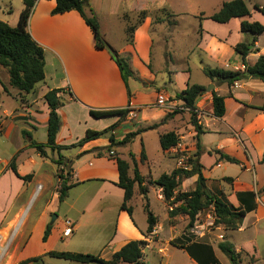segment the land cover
I'll list each match as a JSON object with an SVG mask.
<instances>
[{
  "label": "crops",
  "instance_id": "1",
  "mask_svg": "<svg viewBox=\"0 0 264 264\" xmlns=\"http://www.w3.org/2000/svg\"><path fill=\"white\" fill-rule=\"evenodd\" d=\"M229 1H213L209 17ZM244 2L249 16L234 18L224 24L205 19L206 13L201 11V18L192 29L194 43L185 50L183 66L166 71L165 60H160L155 69L152 67L154 21L150 13L154 7L160 8L157 1L88 0L87 9L95 15L99 33L107 46L102 50L96 48L92 32L77 12L52 16L53 0L36 1L27 30L44 51V81L31 93L19 94L9 86L8 75L0 67V232L9 229L34 196L35 202L46 198L36 224L24 242V224L19 230L14 246L22 247L17 248L13 264L32 258L42 260L29 264H54L53 258L46 256L51 251L96 254L109 260L132 241L145 242L140 264H198L196 258L202 250L201 244L183 245L182 235L188 217L178 214L170 218L161 190L150 183L176 169L173 154L169 150L162 151L159 145L160 136L167 133L175 134L187 154L195 157L208 192L217 198L224 197L228 204L245 213L238 229L222 230L221 242H227L230 231L249 233L245 243L231 245L237 253L245 255L240 258V264L257 262L256 238L259 234L264 235V226H258L264 223V164L260 162L264 154V111L256 108L264 107V83L247 78L228 86L211 81L203 74V69L244 70L234 47L250 41L251 36L242 33L240 25L246 21L264 27V18L253 10L254 5L264 7V0ZM22 9V0H0V14L9 18L0 19V22L15 27ZM143 11L145 18L128 36L126 29L136 23L131 19H136ZM175 24H178L177 20L173 26ZM167 25L165 20L155 24L156 34L162 39L170 36ZM110 52L127 61L132 73L128 81L130 99ZM260 55H264V33L257 37L245 64L253 66ZM191 62L203 75V80L198 83L191 82ZM165 72L168 85L161 78L162 86L158 88L157 75ZM188 85L204 88L194 103L197 125L203 131L199 136V156H195L196 132L192 122L188 123V118H192L190 111L177 97ZM206 88H209L208 92L204 91ZM52 90H59L57 96L62 102L58 109L57 146H72L82 140L87 131L104 132L112 128L82 146L60 151L65 160L71 161V176L67 175V185L71 187L61 203L55 190L61 168L53 162L58 158L57 153L45 148L46 157H41L30 146L32 142L46 143L49 110L44 95ZM212 91L224 100L221 118L213 116ZM157 96L166 98V107L155 106ZM124 109H129L126 117L96 119L89 114L90 110ZM129 133L137 134L130 142L112 147V152L128 164L129 178H133L135 162L147 189L143 196L134 184L132 198L126 204L132 209L131 216L120 209L123 191L116 186V162L101 151L110 145V136L117 144ZM142 150L144 159H141ZM222 156L237 163L227 162ZM12 160L16 173L20 177L30 175L29 181L24 182L14 175L10 169ZM196 181L197 176L182 179L175 194L193 191ZM145 202L156 221L152 232L147 231ZM155 203L163 206L159 213L153 211ZM53 213H57V217L46 241L42 242L46 220ZM65 221L72 225L68 237L62 235ZM37 229V235L32 236ZM216 234L221 233L210 235ZM177 240L183 243L179 244ZM188 248L194 255L186 250ZM210 250L220 264L217 254L221 252L217 246Z\"/></svg>",
  "mask_w": 264,
  "mask_h": 264
},
{
  "label": "trees",
  "instance_id": "2",
  "mask_svg": "<svg viewBox=\"0 0 264 264\" xmlns=\"http://www.w3.org/2000/svg\"><path fill=\"white\" fill-rule=\"evenodd\" d=\"M37 0H22L23 9L19 14L18 22L15 27H9L7 24L0 22V67L3 68L7 75L9 86L16 90L19 94H29L31 93L35 86L42 83L45 78L44 74V51L36 44L28 33V20L32 14L34 5ZM50 1V0H46ZM55 2V8L51 11V15H61L67 12L75 11L84 20L85 24L88 26L92 32L95 46L97 49H106L107 46L101 38L98 28V22L91 10H88V0H53ZM253 10L259 13L264 18V7L259 5H254ZM88 11V12H87ZM145 11L137 15V20L134 26L128 27L126 33L129 36L131 32L135 29L136 25L141 23L145 18ZM249 16V10L244 2V0H231L222 4L218 12L209 17L210 20L224 24L229 20L234 18H243ZM240 31L242 33L249 34L251 36L250 41L242 42L234 47V52L238 54L244 66L243 71H224L219 69H203V74L210 79L219 84H227L228 86L233 85L242 79H256L264 83V55H260L253 66H247L245 64V58L252 51L257 37L264 33V27L257 23H249L243 21L240 25ZM112 59L114 60L118 70L120 72L121 79L128 90V81L132 78V73L128 67L127 61L124 58L116 56L111 53ZM203 87L198 85H188L184 91L177 95L178 99L184 102L186 108L190 111H194V103L202 94ZM59 90H52L44 95V101L48 106V121L46 129V143H31V147L35 149L37 154L41 157H46L45 148H49L51 151L56 152L58 155L57 160L53 161L58 167H61L59 171L61 172L60 177L62 183L60 184L58 193V202L61 203L67 196V191L70 189L71 185H67V181L71 176V166L67 160H65L61 155L60 151L66 150L68 148L82 146L85 142L91 141L99 138L106 132L112 130L108 128L104 132H94L87 131L85 137L78 143L72 146H57L55 144V138L60 127V118L58 116V109L62 106V102L57 96ZM212 94V107L213 116L216 118H221L224 115V100L222 97L217 96L213 91ZM130 93L128 90V98L130 99ZM260 111H264L263 108H256ZM129 113V109L124 110H109V111H94L90 110L89 114L93 118L99 119L103 117L120 116L126 117ZM194 117V115H192ZM192 119V124L196 132V153L195 156H199L200 153V141L199 136L203 133L202 129L197 125V123ZM1 126V122H0ZM137 133L127 134L121 142L117 144L114 143L112 136L109 137L110 145L104 148L103 152L107 153L116 162V167L118 171V182L117 187L123 191V203L120 206L121 210L128 213L129 216L132 214V209L127 207V202L130 201L133 195L134 184L138 185V189L141 195L145 196L147 189L143 186L144 179L139 175L136 168L135 162L133 168V178H129L127 175L128 164L119 159L112 152V147L115 145H124L131 141L132 138L136 136ZM178 143L177 136L173 133H167L159 138V145L162 151H168L175 147ZM100 155V154H99ZM224 160L230 163H237L236 160L231 159L227 156H222ZM141 159H144L143 150L141 152ZM264 164V154L260 161ZM69 166V171L63 172L64 168ZM10 169L14 175L27 182L31 179V176L20 177L16 173V169L13 160L10 164ZM63 173V175H62ZM193 176H197V181L195 189L189 192L176 193L182 179H188ZM151 185L158 187L161 190L162 198L164 203L171 208L168 212L169 217H173L178 214H183L188 217V224L186 229L190 228L194 221L196 215L208 207V205L213 204L215 209V214L217 217V223L224 226L227 230L238 229L245 213L239 211L224 201L222 198H217L211 195L205 187L204 179L200 173L199 165L197 162H192L191 170H178L175 169L171 174H162L157 180L150 182ZM181 203L179 206L175 205ZM144 211L147 216L148 232H152L155 227V217L148 209L147 203L144 206ZM51 225H46L42 242H45L49 233ZM173 244V243H172ZM145 246L144 241H132L124 245L119 251L115 252L109 260H103L99 255L96 254H80V253H69V252H56L51 251L46 254L47 257L53 259H60L70 262L71 264H140L142 258V249ZM202 250L199 251L200 255L197 259L198 264H217L214 259L210 248L201 245ZM218 250L224 254L230 264H240V255L234 250V247L228 242H221L217 245ZM190 254H193V250L190 248L186 249ZM196 255V254H195ZM41 258H32L22 261L18 264H29L37 261H41Z\"/></svg>",
  "mask_w": 264,
  "mask_h": 264
},
{
  "label": "rangeland",
  "instance_id": "3",
  "mask_svg": "<svg viewBox=\"0 0 264 264\" xmlns=\"http://www.w3.org/2000/svg\"><path fill=\"white\" fill-rule=\"evenodd\" d=\"M157 3H159L160 8H153L151 9L150 16L152 20L154 21V32L152 33L153 35V41H154V47L152 49V67L154 69L156 68V64L160 62V60H165L164 66L166 71H171V70H178L180 67L183 66V61H184V55H185V50L190 47L194 41V33L192 32V29L195 28L196 26V20H200L199 18V13L201 11H204L203 17H206L205 19H209V15L211 12V8H213L212 2L215 0H155ZM229 1V0H228ZM5 11V10H3ZM0 14V19H6L8 17ZM9 19V18H8ZM131 20H137L135 17H133ZM165 20L168 25V31L170 33V36L167 35L165 39H162L161 35L158 33L156 34V28L155 26L157 21ZM174 20H177L178 24H175L173 26ZM169 61V62H168ZM155 62L154 66L153 63ZM191 82L193 83H198V81L203 80V75L202 73L198 72L195 70V67L193 66V63L191 62ZM0 78H2V75H0ZM161 78L164 79V83L168 85V74L167 72L161 73L157 75V82H158V88L162 86L161 83ZM190 116L194 119V121L198 124V120L195 117V114L190 111ZM194 115V117L192 116ZM192 122L191 118H188V123L190 124ZM152 155H156V153L153 151ZM197 162L195 157L192 155H187L186 163L189 166V170L192 169V162ZM69 171V166L64 168V173ZM61 172L58 171L57 173V188L55 189L56 191L59 190L60 184L62 183V179L60 177ZM63 175V173H62ZM39 186H37V189ZM224 201V197H221ZM35 196L34 199L30 200L27 202L25 209L22 213H24V236H23V242L31 232V229L34 227L36 224V219L38 216V213L40 212L41 208L43 205L46 203V198H43L42 200H38L35 202ZM227 202V201H226ZM146 203V202H145ZM228 203V202H227ZM163 208L161 204H154L153 205V211L155 213H159V211ZM53 216L57 217V213H53L50 217L47 218L46 223L47 225H51L52 223L55 222V219H53ZM14 224V223H13ZM9 226V229H11V225ZM259 227H263L264 223H260L258 225ZM8 229V230H9ZM8 230H4L1 233V236L3 238L6 237V233ZM39 229L36 230L35 233H32V236H36L37 232ZM222 230H227L224 226H222ZM184 235H182V238L185 240V243L183 241L177 240L176 242L183 245L186 243H194V244H201L206 247H216L219 241L214 235H206L202 239H195L193 236H191L188 233V230L185 228L183 231ZM218 233H223V232H218ZM249 233H235L231 232L227 233V242L230 244L234 245H240L245 243L246 240V235ZM5 235V236H4ZM17 236V235H16ZM15 236V237H16ZM16 239H13L8 252L5 254L3 260L1 261L0 264H13L14 262V254L18 249H21L22 246L15 247L14 242ZM231 241V242H230ZM256 251L258 253V259L256 260L255 264H264V235L259 234L256 238ZM240 258L244 257L245 255L240 253ZM217 258L219 260L220 264H230L228 258L222 254L218 253ZM257 258V257H256ZM244 261V259H243ZM249 261V260H248ZM51 262H54V264H61L65 263L68 264L67 261L65 260H60V259H52ZM243 264V263H242Z\"/></svg>",
  "mask_w": 264,
  "mask_h": 264
},
{
  "label": "built area",
  "instance_id": "4",
  "mask_svg": "<svg viewBox=\"0 0 264 264\" xmlns=\"http://www.w3.org/2000/svg\"><path fill=\"white\" fill-rule=\"evenodd\" d=\"M244 68V67H243ZM168 104V101L166 100V98L164 96H157L156 98V102H155V106L158 108H164L166 107ZM190 111V110H189ZM195 114V117L197 118L198 113L194 111H191ZM172 154L173 157L175 159V164H176V169L178 170H184L187 171L189 170V166H187L188 164L186 163V159H187V152L184 148H182L181 144L178 142L177 145L173 148H171L169 150ZM169 210H171V208H169ZM23 216L18 218V223L12 226V228L8 231V234L5 238H3V236H1L0 232V263L3 260L5 254L8 252L9 247L13 241V239H15L16 235L18 234L19 230L21 229L22 225H23V221H24V215H20ZM217 217L215 214V209H214V205L210 204L208 205L207 208H205L204 210L200 211L196 217H195V221L193 223V225L188 228V233L193 236L195 239H202L204 238L206 235H210L213 232H222V225L217 223ZM64 227L65 229L63 230L62 235L64 237H68L71 235L72 233V225L69 221H65L64 222ZM219 241L223 240V235L222 234H216L215 236Z\"/></svg>",
  "mask_w": 264,
  "mask_h": 264
},
{
  "label": "bare ground",
  "instance_id": "5",
  "mask_svg": "<svg viewBox=\"0 0 264 264\" xmlns=\"http://www.w3.org/2000/svg\"><path fill=\"white\" fill-rule=\"evenodd\" d=\"M22 215H24V213H22ZM20 217L23 218V216H18V217L16 218V220L14 221V224H15V225L18 223L17 221H18V218H20ZM14 224H13V225H14ZM13 225H12V226H13ZM12 226H11V228H12ZM7 230H8V229H7ZM6 234H8V232H7ZM4 236H5V235H4ZM6 236H7V235H6Z\"/></svg>",
  "mask_w": 264,
  "mask_h": 264
},
{
  "label": "water",
  "instance_id": "6",
  "mask_svg": "<svg viewBox=\"0 0 264 264\" xmlns=\"http://www.w3.org/2000/svg\"><path fill=\"white\" fill-rule=\"evenodd\" d=\"M210 87H211V89H213V86H210ZM204 91L205 92H208L209 91V88H206ZM53 219H56V216H53Z\"/></svg>",
  "mask_w": 264,
  "mask_h": 264
}]
</instances>
